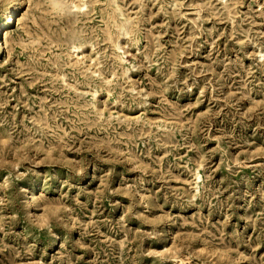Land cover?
Listing matches in <instances>:
<instances>
[{
    "label": "rangeland",
    "instance_id": "1",
    "mask_svg": "<svg viewBox=\"0 0 264 264\" xmlns=\"http://www.w3.org/2000/svg\"><path fill=\"white\" fill-rule=\"evenodd\" d=\"M0 264H264V0H0Z\"/></svg>",
    "mask_w": 264,
    "mask_h": 264
}]
</instances>
